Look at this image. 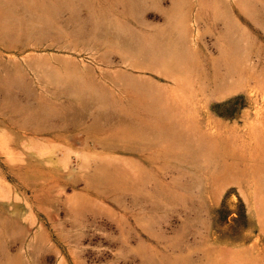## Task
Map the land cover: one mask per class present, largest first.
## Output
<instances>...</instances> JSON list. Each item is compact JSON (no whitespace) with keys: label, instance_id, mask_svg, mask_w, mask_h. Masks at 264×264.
<instances>
[{"label":"rangeland","instance_id":"374dc122","mask_svg":"<svg viewBox=\"0 0 264 264\" xmlns=\"http://www.w3.org/2000/svg\"><path fill=\"white\" fill-rule=\"evenodd\" d=\"M0 264H264V0H0Z\"/></svg>","mask_w":264,"mask_h":264},{"label":"crops","instance_id":"0c3cea01","mask_svg":"<svg viewBox=\"0 0 264 264\" xmlns=\"http://www.w3.org/2000/svg\"><path fill=\"white\" fill-rule=\"evenodd\" d=\"M183 15L180 12H176L174 17L169 20V23L165 29H163L162 48L156 47V40L152 36L147 38L146 52L149 57L158 54L161 56L162 66L166 68H180L186 62L190 61V55L185 51L183 46V33L182 25ZM229 38L225 47V55L231 62H234L238 54H236V45L230 44ZM234 39V38H233ZM149 43L150 49L148 48ZM153 95L150 92L146 93L144 102L149 103L153 100Z\"/></svg>","mask_w":264,"mask_h":264},{"label":"bare ground","instance_id":"6f19581e","mask_svg":"<svg viewBox=\"0 0 264 264\" xmlns=\"http://www.w3.org/2000/svg\"><path fill=\"white\" fill-rule=\"evenodd\" d=\"M150 45H151V44L149 43V45H148V48H149V49H150Z\"/></svg>","mask_w":264,"mask_h":264}]
</instances>
